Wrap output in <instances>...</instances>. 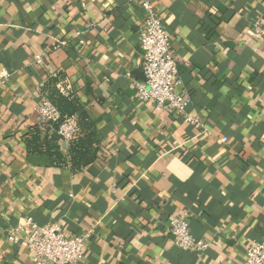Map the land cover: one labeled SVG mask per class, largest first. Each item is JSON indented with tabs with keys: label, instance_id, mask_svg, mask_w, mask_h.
<instances>
[{
	"label": "crops",
	"instance_id": "0c3cea01",
	"mask_svg": "<svg viewBox=\"0 0 264 264\" xmlns=\"http://www.w3.org/2000/svg\"><path fill=\"white\" fill-rule=\"evenodd\" d=\"M152 2L199 127L136 97L139 2L0 0V264H32L6 240L27 218L88 232L74 264H242L246 244L264 240V42L252 27L264 22V0ZM86 20L94 25L77 34ZM54 76L97 134L94 158L79 167L56 130L63 164L28 154L22 139L41 124L35 106ZM183 212L210 243L202 254L167 232Z\"/></svg>",
	"mask_w": 264,
	"mask_h": 264
},
{
	"label": "built area",
	"instance_id": "2783aa9c",
	"mask_svg": "<svg viewBox=\"0 0 264 264\" xmlns=\"http://www.w3.org/2000/svg\"><path fill=\"white\" fill-rule=\"evenodd\" d=\"M145 10L144 18L138 26V45L141 51L140 69L143 80H134L136 97L140 102H151L158 111L173 109L183 115L185 121L196 127L200 126L197 118L185 113L190 102L188 94L179 92V62L172 51L170 36L164 27L162 17L157 12L152 0H134ZM94 24L86 20L77 34H82ZM253 32L264 42V22L257 18L253 24ZM79 44L84 40L79 39ZM67 45L65 40L56 47ZM44 55H36L35 62L40 63ZM40 116L41 124L51 127L59 120L56 107L45 97L35 106ZM57 134L65 141H70L78 135L73 118L60 122ZM221 137V141H226ZM167 232L176 246L188 252L202 254L210 245L209 241L193 236L186 213L169 219ZM88 232L79 234L67 233L56 221L44 224L36 223L27 218L21 225L10 229L6 240L19 244L30 254L32 264H74L82 260L87 243ZM242 264H264V240H251L245 246Z\"/></svg>",
	"mask_w": 264,
	"mask_h": 264
},
{
	"label": "trees",
	"instance_id": "16d2710c",
	"mask_svg": "<svg viewBox=\"0 0 264 264\" xmlns=\"http://www.w3.org/2000/svg\"><path fill=\"white\" fill-rule=\"evenodd\" d=\"M58 76L50 77L41 87V93L48 99L58 110L59 120L52 124L51 127L43 124L31 126L23 134V141L28 154L48 155L54 164H63L66 155L60 152V142L52 133L55 132L60 122L77 116V123L89 127L83 136H75L69 141L67 155L75 167H79L91 161L94 156L91 152L93 143H97V134L92 128V124L87 120L77 97L68 90L63 91L60 87H53L58 81Z\"/></svg>",
	"mask_w": 264,
	"mask_h": 264
},
{
	"label": "water",
	"instance_id": "95a60500",
	"mask_svg": "<svg viewBox=\"0 0 264 264\" xmlns=\"http://www.w3.org/2000/svg\"><path fill=\"white\" fill-rule=\"evenodd\" d=\"M143 79H144V78H143ZM54 136H55L56 138H59V137H60V136H59L58 134H56V133L54 134Z\"/></svg>",
	"mask_w": 264,
	"mask_h": 264
}]
</instances>
